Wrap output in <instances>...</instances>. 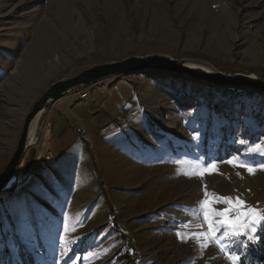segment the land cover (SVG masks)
Listing matches in <instances>:
<instances>
[{
	"label": "rangeland",
	"instance_id": "obj_1",
	"mask_svg": "<svg viewBox=\"0 0 264 264\" xmlns=\"http://www.w3.org/2000/svg\"><path fill=\"white\" fill-rule=\"evenodd\" d=\"M149 54L264 79V0H0V172L52 83ZM123 77L137 92L130 111L69 156L50 150V105L39 118L0 192V264H233L215 241L182 237L208 231L193 217L205 186L264 212V92L168 72ZM209 162L216 172L194 174ZM248 241L223 242L241 258Z\"/></svg>",
	"mask_w": 264,
	"mask_h": 264
},
{
	"label": "water",
	"instance_id": "obj_2",
	"mask_svg": "<svg viewBox=\"0 0 264 264\" xmlns=\"http://www.w3.org/2000/svg\"><path fill=\"white\" fill-rule=\"evenodd\" d=\"M192 62L160 54L131 56L119 61L93 65L74 76L52 83L33 103L24 119L22 130L15 150L4 169L0 172V192L9 188L23 162L29 146L30 130L34 120L42 115L43 110L70 91L82 86L96 84L113 76L133 72H168L186 75L191 78L217 86L243 88L264 92V79L248 74H226L214 69H201L191 65Z\"/></svg>",
	"mask_w": 264,
	"mask_h": 264
},
{
	"label": "crops",
	"instance_id": "obj_3",
	"mask_svg": "<svg viewBox=\"0 0 264 264\" xmlns=\"http://www.w3.org/2000/svg\"><path fill=\"white\" fill-rule=\"evenodd\" d=\"M110 82L86 85L90 90L87 99L80 97L79 91L85 88L80 87L50 105L46 132L55 157L69 156L72 151L85 148L88 137L93 138L112 120L130 111L137 99L134 84L126 77ZM79 126L85 129L84 134L77 132Z\"/></svg>",
	"mask_w": 264,
	"mask_h": 264
},
{
	"label": "snow or ice",
	"instance_id": "obj_4",
	"mask_svg": "<svg viewBox=\"0 0 264 264\" xmlns=\"http://www.w3.org/2000/svg\"><path fill=\"white\" fill-rule=\"evenodd\" d=\"M198 139V136L195 137ZM244 143V141H241ZM255 148L259 149V145H255ZM233 163L234 161H228ZM238 166L247 167L249 172L253 171L252 166L240 164ZM218 169L215 162H209L206 166H203L201 170H198L195 175L203 176L206 173L216 172ZM225 203L229 205L224 210H218L214 207L216 203ZM239 213L235 218L232 217L233 213ZM194 218L203 217L204 223L208 226L206 232L188 233L184 239L194 238L199 241L201 239L215 241L220 250L228 254L229 259L233 264H239L240 257L234 253H231V243H224L226 238L239 237L241 234L247 236L251 243H256L259 240V236L256 235L257 227L264 224V212H257L255 208L246 209L245 202L240 200L239 197H221L215 193H208L205 186V198L198 202L196 210L193 212ZM216 217L221 219L217 220ZM202 227V225H198ZM221 228L225 229L223 235H217ZM181 234L178 233V236ZM206 246L201 244V247ZM247 247V245H245Z\"/></svg>",
	"mask_w": 264,
	"mask_h": 264
},
{
	"label": "trees",
	"instance_id": "obj_5",
	"mask_svg": "<svg viewBox=\"0 0 264 264\" xmlns=\"http://www.w3.org/2000/svg\"><path fill=\"white\" fill-rule=\"evenodd\" d=\"M220 87L223 90H225L226 88H231L226 86H220ZM256 235L259 236V240L256 243H251L250 241L247 242V255L240 258L239 260L240 264H264V227H262L256 233ZM22 257H24L23 260L25 261L28 260L26 255H23Z\"/></svg>",
	"mask_w": 264,
	"mask_h": 264
},
{
	"label": "bare ground",
	"instance_id": "obj_6",
	"mask_svg": "<svg viewBox=\"0 0 264 264\" xmlns=\"http://www.w3.org/2000/svg\"><path fill=\"white\" fill-rule=\"evenodd\" d=\"M191 65L195 66L197 68H201V69H211V67H208V66H205V65L199 64V63H191ZM38 121H39V116L34 120L32 126H31L30 137H29V145H33V144L36 143ZM14 180L12 181V183L14 182Z\"/></svg>",
	"mask_w": 264,
	"mask_h": 264
},
{
	"label": "built area",
	"instance_id": "obj_7",
	"mask_svg": "<svg viewBox=\"0 0 264 264\" xmlns=\"http://www.w3.org/2000/svg\"><path fill=\"white\" fill-rule=\"evenodd\" d=\"M121 76V75H120ZM117 78H119V75L118 76H113V77H111V78H109V79H106L107 81L109 80V81H113V80H116ZM92 85V84H91ZM82 87H85V86H82ZM81 87V88H82ZM89 92H90V90H89V88H84V89H82V90H80L79 91V95H80V97L82 98V99H87L88 97H89ZM48 107H46L44 110H43V112H42V114L46 111V109H47ZM49 124H48V122H47V126H48ZM76 130H77V132H79V133H82V134H84L86 131H85V129L83 128V127H76Z\"/></svg>",
	"mask_w": 264,
	"mask_h": 264
}]
</instances>
